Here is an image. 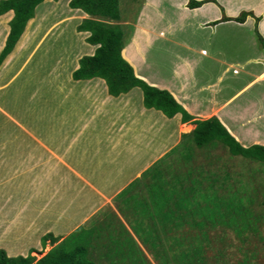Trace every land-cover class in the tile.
I'll return each instance as SVG.
<instances>
[{
  "label": "crops",
  "instance_id": "obj_1",
  "mask_svg": "<svg viewBox=\"0 0 264 264\" xmlns=\"http://www.w3.org/2000/svg\"><path fill=\"white\" fill-rule=\"evenodd\" d=\"M69 1L43 0L35 12L42 3L53 5L57 12L49 28L75 20L73 28L85 40L90 32L78 31L77 25L96 17L68 7ZM188 1L130 0L123 11L118 4L116 20L104 21L120 26L121 55L135 75L167 90L190 120L182 121L181 112L168 117L145 107L138 86L113 96L103 78L74 79L79 53L68 68L66 60L57 59L51 78L46 83L39 78L35 94L25 102L17 103L12 92L0 93V248L8 256H26L42 247L48 232L62 239L107 205L131 209L142 199L148 210L140 215H155L151 205L176 201L168 196L166 203H157L151 189L156 181L174 187L181 175L187 185L181 189L177 184L168 194L178 199L179 191L189 204L204 205L206 195L226 198L236 191L232 162L242 156L230 154L220 143L196 147L189 127L195 119L216 116L242 146H264V49L255 32L256 27L264 39V0H197L203 2L194 7ZM45 11L47 6L28 19L15 48H24L36 35L47 19ZM242 11L259 17L256 26L251 14L243 21L221 20ZM12 16V9L0 14V51ZM88 46L93 54L97 44ZM15 48L1 62L0 75L12 55L16 59ZM34 50L28 49L30 56L12 77L27 66ZM230 67L236 75L226 78ZM237 80L241 82L235 86Z\"/></svg>",
  "mask_w": 264,
  "mask_h": 264
},
{
  "label": "rangeland",
  "instance_id": "obj_2",
  "mask_svg": "<svg viewBox=\"0 0 264 264\" xmlns=\"http://www.w3.org/2000/svg\"><path fill=\"white\" fill-rule=\"evenodd\" d=\"M129 1L117 0L122 11L127 9L124 7H128L127 3ZM134 1L137 3L140 0ZM64 2H62L63 5ZM45 6H47L48 10L45 11L47 19L45 22L40 23L36 35L28 39L27 46H25L27 48L14 47L17 49L14 52L16 59L12 55V59L5 66V71L1 72L2 74L0 75V85L4 84L0 87V93L7 92V94L12 95V92L14 97H18L17 103L20 101L25 102L30 98V94H35L36 82H38L39 78L44 83L51 78L48 73L53 71L57 59L66 60L67 62H63V65H67L71 57L75 56L77 52L81 56L88 54L86 49L89 47L88 43L84 39L81 40L80 36L76 34V29L73 28L75 20L65 22L64 25L61 24L56 28H49L54 22V13L57 11L55 10L56 8L51 9L53 5L49 8L47 4L43 3L36 10L35 15L41 13V9ZM66 25L67 29L62 31V27ZM256 43V48L258 49L260 43L257 39ZM260 47L264 49L261 44ZM28 49L35 50L32 57L27 60V66L23 67L18 72V75L12 77V74L20 64L28 55L30 56ZM82 50L83 52H81ZM125 50H123V53L127 57L128 52ZM129 52V56H131V49H129ZM235 67L241 69L239 65ZM246 68L252 71L256 70L253 65H249ZM235 75L232 67H230L226 71L225 77L230 78ZM11 77L12 79L9 80ZM243 77L245 76L242 75L241 78ZM240 82L241 80H237L235 86ZM21 84L23 85L21 86ZM0 122L2 121L0 120ZM192 127L194 128L195 124L190 126L189 129ZM245 159L247 160V158ZM236 160L232 162L233 166L235 163L236 174L238 175L236 191L220 201V203L224 201L226 205H214L212 211L215 214L212 213L214 215L212 220L207 217L198 218L196 214L187 217L182 209L175 208L173 215L180 214L179 218L182 219L180 221L184 223L176 229L172 228L169 230L170 224L172 227L174 226L171 222H165L162 213H157L159 209H154L156 216L140 215V211L146 207V203L142 199H140L141 205H130L131 209H123V205H116V207L115 205H107L77 226V228L80 227L86 233L93 230L92 234H88V240L91 242L88 248L89 257L94 259L96 264H180L175 258V254L169 249V243L165 242L170 239L168 234L172 236L177 234L183 243V250L195 248L202 253L205 258L202 264H264V162L250 158L246 161L242 157H238ZM226 168L227 166L222 163L221 170ZM185 182L186 180L180 175L178 184L182 186L181 189H184L187 185ZM190 185L192 183H189ZM171 188L172 184L164 180L156 181L151 187L155 194V199L160 196L162 191L168 194L167 192ZM178 197L179 199L182 198ZM204 202L207 203V201ZM142 205L144 207L141 208ZM173 205H175L174 202L168 203L171 208ZM196 205H203V203L198 201ZM169 207L165 206V210H171ZM140 217H145V226L151 227L150 233L148 230L141 229L143 223L139 226L137 225ZM199 219H204L205 223L203 226H198L195 223ZM133 226L138 228V233ZM154 234L159 238H156ZM13 237L11 236L8 240H12ZM113 238L117 242H113ZM131 238L133 241H131ZM59 241L50 243L48 239L45 246L42 245V247L35 249L33 252L29 251V253L37 259ZM128 243V246L132 244L137 251L135 260H131L133 257H130L127 252Z\"/></svg>",
  "mask_w": 264,
  "mask_h": 264
},
{
  "label": "trees",
  "instance_id": "obj_3",
  "mask_svg": "<svg viewBox=\"0 0 264 264\" xmlns=\"http://www.w3.org/2000/svg\"><path fill=\"white\" fill-rule=\"evenodd\" d=\"M42 1L43 0H0V14L10 9L13 10V16L9 21V32L6 36L5 44L0 51V64L14 48L24 30L26 22L34 15L36 6ZM202 2L203 1L189 0L188 6H199ZM69 6L72 8H81L86 13L96 17L84 19L79 25H77L78 31L90 32V34L85 38L86 42L90 44H97V46L94 49L93 54H86L79 58V66L72 72L74 79H88L92 77L103 78L106 81L109 94L113 96H118L119 94L125 93L131 88L138 86L142 90L143 103L145 107L159 109L168 117L173 116L177 112H181L182 121L191 119V116L187 113V111L167 90L152 86L136 76L133 67L121 55L123 47L122 30L119 25L104 21L107 18L114 20L118 18L117 0H70ZM248 14L253 15L250 12L242 11L236 17L223 16L221 20L233 19L236 21H243ZM254 17L256 26L259 17ZM255 32L264 46V39L256 27ZM192 122L195 124V127L189 133V137L191 142L196 147L205 148L214 143H220L232 155H241L244 158L264 162L263 145L253 144L248 147L242 146L228 132L226 127L216 116H211L207 119H195ZM177 184L178 182L174 183V187L169 189V191L174 189ZM168 196H171L172 199L176 200L174 203L175 205L172 206L173 209L168 205L159 204L151 205V207L161 210L160 213L162 212L165 222H172L174 229L184 223L180 221L182 220L181 218L179 219L181 216L180 214L173 215L175 208L182 209L187 217L196 214V217L198 218L207 217L209 220H212V217L214 216L213 214H215V212L212 211L214 209V205H226L224 201L223 203H220L222 199H225L223 198V195L221 198L206 195V199H208L209 203H204V205H195L197 204V201L189 204L186 201V196L183 195L182 197L179 191L177 193V197H182L180 199L179 197L177 199L173 192L169 195L166 194L165 191H162L160 196L156 199L157 203H166L170 198ZM187 196L190 197L189 194ZM166 197H168V199ZM165 206L171 208V210L166 211ZM147 210L148 208L145 207L142 211H140V213L144 214ZM218 213L220 214V212ZM203 220L204 219H199L195 223L198 226H203L205 223ZM142 223L143 226L141 229L145 231L149 230L148 232H151V227H146L144 219L139 218L137 225L139 226ZM133 228L137 232L138 228L135 226H133ZM87 232L88 233L84 232L79 227L62 239L58 236H54L50 232L45 233L41 238V244L43 246H45L46 240L48 239L50 240V243H54L57 240L60 241L37 259L30 253L26 256H8L6 251L0 248V264H96L94 259L89 257L88 251V248L91 245L90 240H88V234H92L93 230ZM154 236L159 238L155 234ZM112 240L113 242H117L114 238ZM165 242L169 243V249L173 252V254H175V258L180 264H202L205 259L202 253L195 248L192 250L187 248L183 250V243L177 234L170 236V239ZM128 245L129 243L127 246ZM128 247L130 250L129 252L127 250V252L130 257H133L131 260H135L136 250L134 249V246L131 244ZM34 250L35 249H31L32 252Z\"/></svg>",
  "mask_w": 264,
  "mask_h": 264
},
{
  "label": "bare ground",
  "instance_id": "obj_4",
  "mask_svg": "<svg viewBox=\"0 0 264 264\" xmlns=\"http://www.w3.org/2000/svg\"><path fill=\"white\" fill-rule=\"evenodd\" d=\"M29 44H30V43H29ZM29 44H28V46H29ZM25 48H27V47H25ZM80 50H81V49H80ZM80 50H79V51H80ZM24 51H25V50H24ZM81 52H83V50H82ZM81 52H80V53H81ZM77 54H78V52H77ZM73 59H74V58H73ZM71 62H73V60H72V61H70V63H71ZM61 63H62V62H61ZM70 63H68V64H70ZM68 64H67V67H66V68H68V67H69V66H68ZM47 67H48V66H47ZM61 67H62V66H61ZM66 68H64V69H65V71H66ZM71 68H72V67H71ZM65 71H64V72H65ZM69 73H70V70H69ZM5 74H7V73H5ZM68 75H69V74H68ZM66 77H67V76H66ZM66 77H64V78H66ZM61 111H62V110H61ZM231 121H232V120H231ZM10 135H11V134H9V136H10Z\"/></svg>",
  "mask_w": 264,
  "mask_h": 264
}]
</instances>
